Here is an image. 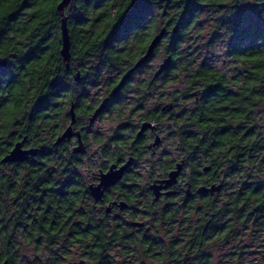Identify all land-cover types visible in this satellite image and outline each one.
<instances>
[{"label": "clouds", "instance_id": "clouds-1", "mask_svg": "<svg viewBox=\"0 0 264 264\" xmlns=\"http://www.w3.org/2000/svg\"><path fill=\"white\" fill-rule=\"evenodd\" d=\"M101 2L50 6L42 73L47 49L0 59V109L23 103L0 126V264H264V0H136L142 26L86 48L82 6ZM241 8L253 22L234 48ZM153 24L150 48L127 43Z\"/></svg>", "mask_w": 264, "mask_h": 264}, {"label": "trees", "instance_id": "trees-1", "mask_svg": "<svg viewBox=\"0 0 264 264\" xmlns=\"http://www.w3.org/2000/svg\"><path fill=\"white\" fill-rule=\"evenodd\" d=\"M19 2L20 0H0V21H3L6 17L12 16L17 11L16 5ZM59 2L60 0H35L30 7L23 10L21 16L11 22L9 28L5 29L4 26L0 24V59L7 58L8 56H15L21 51H30L31 54V48L27 47V45L31 44L32 48L39 47L47 49V52L42 55L41 59L35 62L33 68V71L38 74L45 71V61L51 60L52 49L49 46V41H51L52 37L48 35L47 29L42 30L38 25L41 23V17L49 11L50 6L53 4L57 6ZM208 2L209 0H201L202 6H207ZM213 2L219 8L224 9L229 6L230 0H213ZM82 7L86 11V19L85 23L78 27L83 37L82 43L86 48L88 45L94 46V42L97 40L102 44L109 36L111 37L117 32H124L126 35L130 28L142 26L141 21L144 18L145 10V6L136 3V0H102L98 5L96 3H91L83 5ZM183 10L184 5H181L179 9L169 8L168 15L165 16V22L167 23L169 17L172 16L173 13L181 14ZM160 11L161 15H163V9ZM25 15L34 17L27 25L20 23ZM253 15L254 13L252 10L241 8L234 17L225 21V23L233 24L236 29V34L232 40L234 48H239L241 42L248 38V31L253 22ZM184 19H190V13L186 12L184 14ZM193 23H196V21H193ZM71 27V25L68 26L69 31H71ZM155 27V24H153L149 28L144 29L142 37L136 35L129 36L127 43L137 50L146 49V44L150 41ZM173 27L174 25L169 28V31H171ZM89 32L91 33L90 37L87 35ZM60 48L61 45L59 50ZM27 79L28 78L25 77L26 81ZM118 81L119 80L113 84V87H115ZM29 94L30 93H28L26 89H21L20 87H17L14 93L15 96L22 99L26 98ZM52 103L55 105L64 104L63 96L55 97ZM47 105V98H42L35 107L37 110H41L46 108ZM22 107L23 103L13 101L6 104L3 109H0V126L7 122H11L14 114ZM54 111L59 113L61 109L57 107ZM51 122L52 121L49 120V123ZM221 126L223 127L224 125ZM18 142L23 144L24 140L17 136L12 143L5 146L7 152ZM25 149L28 148L26 147ZM5 156L6 155H0V160ZM41 188L43 189V186H41ZM252 194L258 195V193L255 192ZM38 195H42V191ZM70 215L71 213H69V216ZM77 238L79 239V237Z\"/></svg>", "mask_w": 264, "mask_h": 264}, {"label": "water", "instance_id": "water-1", "mask_svg": "<svg viewBox=\"0 0 264 264\" xmlns=\"http://www.w3.org/2000/svg\"><path fill=\"white\" fill-rule=\"evenodd\" d=\"M63 2V0H60V2L57 4V6L56 7H59V5H60V3H62ZM62 27V31H61V40L63 39V25L61 26ZM174 28V27H173ZM153 43H155V36L152 38V40L150 41V43L148 44V46H147V48H150L151 47V45L153 44ZM60 52L62 53L63 52V45L61 44V48H60ZM142 58V57H141ZM4 65H0V67H3ZM120 83V81L118 82V84ZM118 84L116 85V86H118ZM97 110H99V109H97ZM17 144H21L20 142H18V143H16L13 147H12V149L8 152V153H12V152H15L16 151V145ZM25 150H30V149H21V151H25ZM18 155V154H17ZM5 159H7V155L2 159V160H5Z\"/></svg>", "mask_w": 264, "mask_h": 264}, {"label": "flooded vegetation", "instance_id": "flooded-vegetation-1", "mask_svg": "<svg viewBox=\"0 0 264 264\" xmlns=\"http://www.w3.org/2000/svg\"><path fill=\"white\" fill-rule=\"evenodd\" d=\"M169 30V29H168ZM155 31V30H154ZM154 33V32H153ZM154 37V35L152 34V36H151V38H150V41L152 40V38ZM150 41L146 44L147 46H148V44L150 43ZM119 82V81H118ZM118 82H117V84H118ZM116 84V85H117ZM116 85H115V87H116Z\"/></svg>", "mask_w": 264, "mask_h": 264}]
</instances>
